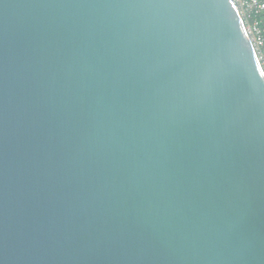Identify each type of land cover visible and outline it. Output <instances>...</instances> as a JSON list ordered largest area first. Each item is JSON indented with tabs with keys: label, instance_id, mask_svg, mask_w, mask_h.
<instances>
[{
	"label": "water",
	"instance_id": "95a60500",
	"mask_svg": "<svg viewBox=\"0 0 264 264\" xmlns=\"http://www.w3.org/2000/svg\"><path fill=\"white\" fill-rule=\"evenodd\" d=\"M0 264H264L233 0H0Z\"/></svg>",
	"mask_w": 264,
	"mask_h": 264
},
{
	"label": "built area",
	"instance_id": "2783aa9c",
	"mask_svg": "<svg viewBox=\"0 0 264 264\" xmlns=\"http://www.w3.org/2000/svg\"><path fill=\"white\" fill-rule=\"evenodd\" d=\"M264 70V0H233Z\"/></svg>",
	"mask_w": 264,
	"mask_h": 264
}]
</instances>
